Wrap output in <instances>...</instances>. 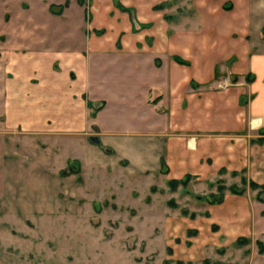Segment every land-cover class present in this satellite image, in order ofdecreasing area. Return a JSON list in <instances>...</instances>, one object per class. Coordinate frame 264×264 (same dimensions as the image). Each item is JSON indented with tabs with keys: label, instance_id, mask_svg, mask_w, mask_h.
Returning <instances> with one entry per match:
<instances>
[{
	"label": "crops",
	"instance_id": "obj_1",
	"mask_svg": "<svg viewBox=\"0 0 264 264\" xmlns=\"http://www.w3.org/2000/svg\"><path fill=\"white\" fill-rule=\"evenodd\" d=\"M103 1L92 27L111 35L91 36L87 26L82 39L52 35L3 49L5 124L43 141L96 136L106 153L152 152L181 173L219 165L264 185V0H190L175 25L169 6L155 9L165 0H118L136 13L131 22L117 10L105 18L112 6ZM103 62L111 71L96 75Z\"/></svg>",
	"mask_w": 264,
	"mask_h": 264
},
{
	"label": "rangeland",
	"instance_id": "obj_2",
	"mask_svg": "<svg viewBox=\"0 0 264 264\" xmlns=\"http://www.w3.org/2000/svg\"><path fill=\"white\" fill-rule=\"evenodd\" d=\"M106 3L112 12L105 18L113 21L117 10L136 20L118 0ZM189 3L165 0L155 9L169 6L164 15L175 25ZM105 5L0 0V58L4 48L33 47L52 35L82 39L87 26L91 36L111 35L92 27ZM104 63L96 75L111 71ZM1 111L0 264H264V190L243 171L174 172L152 152L120 157L87 138L36 140L5 124ZM119 142L118 152H128Z\"/></svg>",
	"mask_w": 264,
	"mask_h": 264
},
{
	"label": "trees",
	"instance_id": "obj_3",
	"mask_svg": "<svg viewBox=\"0 0 264 264\" xmlns=\"http://www.w3.org/2000/svg\"><path fill=\"white\" fill-rule=\"evenodd\" d=\"M155 8H161V6L160 5H157V6H155ZM162 9V8H161ZM250 184L252 185V186H259L260 188H262L263 190H264V185H259V184H254L253 182H250ZM261 199H263V197L261 196L260 197Z\"/></svg>",
	"mask_w": 264,
	"mask_h": 264
},
{
	"label": "built area",
	"instance_id": "obj_4",
	"mask_svg": "<svg viewBox=\"0 0 264 264\" xmlns=\"http://www.w3.org/2000/svg\"><path fill=\"white\" fill-rule=\"evenodd\" d=\"M225 86H227V81L225 79L218 84V87L220 88H224Z\"/></svg>",
	"mask_w": 264,
	"mask_h": 264
},
{
	"label": "water",
	"instance_id": "obj_5",
	"mask_svg": "<svg viewBox=\"0 0 264 264\" xmlns=\"http://www.w3.org/2000/svg\"><path fill=\"white\" fill-rule=\"evenodd\" d=\"M90 140H91L93 143H98V142H99V140H98V138H97L96 136H91V137H90ZM262 197H264V196H262Z\"/></svg>",
	"mask_w": 264,
	"mask_h": 264
}]
</instances>
